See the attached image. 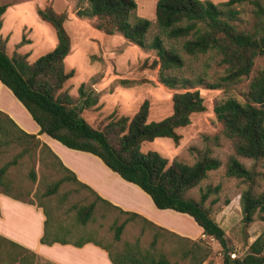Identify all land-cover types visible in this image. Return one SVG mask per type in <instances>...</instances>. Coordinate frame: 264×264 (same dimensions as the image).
<instances>
[{
  "label": "trees",
  "instance_id": "1",
  "mask_svg": "<svg viewBox=\"0 0 264 264\" xmlns=\"http://www.w3.org/2000/svg\"><path fill=\"white\" fill-rule=\"evenodd\" d=\"M76 1L85 3L83 9L77 10V15L94 18L95 29L109 35L118 33L129 43L143 49H152L156 59L152 60L150 66H157V79L168 88L191 87L188 79L172 73L183 65V59L177 52L176 45L167 43L169 41H178L181 51L189 56L208 51L219 56V63L224 66L223 74L216 81L204 83L211 89L238 82L249 74L256 56L264 58V0H225L218 4L210 0H156L154 22L158 33L149 40L146 39V33L151 23L135 14V0ZM242 3L252 6V24L249 30L237 28L231 22L238 18L236 6ZM5 8L6 4H0V27ZM36 14L52 27L56 44L29 63L25 60L26 54L8 56L4 51V43L0 41V82L29 113L38 125L39 132L68 148L96 155L110 170L145 192L155 207L172 209L190 216L201 228L203 235L218 243L222 264H264V234L253 239L244 255L230 257L222 228L203 205L210 193L209 188L200 190L197 199L186 195L188 190L206 176L207 171L219 167L220 161L217 158L202 155L191 164L177 160L168 163L155 150H140L142 142L152 141L157 137L177 142L179 135L176 128L187 125L192 113L204 110L203 99L198 90L186 88L172 93L171 113L159 120L147 121L148 103L143 100L131 117L119 116L108 120L102 129L93 128L85 121L81 112L96 106L97 92L83 82L78 84L75 97L63 88L65 81L73 75L72 69L66 71L63 68V58L70 49V40L62 25L65 16L63 13H56L49 6L37 8ZM118 82L123 84L127 81L119 79ZM245 96L244 102L227 97L217 101L212 107L215 119L221 125V133L229 140L232 148V154L224 161L223 173L227 177L248 183L239 194L243 225L252 222L255 215L264 221V190L255 191L253 187L257 176L264 181V170L258 172L238 159L244 157L252 161L264 160V69L257 71L249 80ZM5 123L12 124L9 117L0 112V134ZM37 144L38 141L34 143L35 146ZM43 153L48 157L44 159L46 164L61 173L45 189V195L53 193L62 182L73 183L93 195L92 201L75 207L80 223L89 219L99 201L126 215L123 221L112 227L114 241L119 239L127 220L138 219L157 228L138 214L122 211L98 197L89 187L79 182L44 144L39 148V154L44 155ZM18 156L13 155L12 159L0 165V188L5 184L6 166L14 163ZM29 176L32 180L35 179L33 170L29 171ZM27 201L32 203L30 199ZM43 212L45 221L39 242H69L58 235L62 226L49 228L44 208ZM155 237L156 233H153L148 248L141 247L137 240L124 242L119 248L90 238L74 241L73 244L80 246L84 242H93L105 250L111 264H175L162 255L151 253L149 247L154 245ZM208 253V249H202L201 256L195 259L192 255L188 264H200Z\"/></svg>",
  "mask_w": 264,
  "mask_h": 264
},
{
  "label": "rangeland",
  "instance_id": "2",
  "mask_svg": "<svg viewBox=\"0 0 264 264\" xmlns=\"http://www.w3.org/2000/svg\"><path fill=\"white\" fill-rule=\"evenodd\" d=\"M156 0H135V14L148 19L151 23L146 33L149 40L158 33L154 22V4ZM215 4L225 0H210ZM6 4L1 15L0 41L8 56L26 54L25 60L32 62L37 56L49 51L56 44L52 27L36 14L37 8L51 7L56 13H63L62 23L70 40L69 52L63 58L64 70H73V75L63 84L67 92L75 97L79 83L87 84L97 92L96 106L81 112L85 121L93 128L102 129L110 119L119 116L131 117L143 100H147V121L159 120L171 113V95L189 89H197L203 99L204 110L192 113L189 123L176 128L179 138L174 143L170 138L157 137L142 142L140 150H155L170 163L172 160L187 164L193 163L202 155L217 158L219 167L209 170L197 185L186 195L197 199L200 190H210L203 205L211 218L222 228L230 257H241L248 251L249 244L260 234H264V221L254 216L252 222L243 225L239 207V194L246 188L247 182L227 177L223 173V164L232 154L230 142L221 133V125L215 119L212 107L222 99L232 97L239 102L246 100L249 80L260 69H264V58L256 56L249 74L238 82L215 89L207 88L204 83L216 81L223 74L224 66L213 51L189 56L181 51L178 41H169L176 45L183 59V65L172 73L185 78L191 87L175 86L168 88L157 79V66H150L156 59L152 49H143L127 42L120 34H104L93 27L92 17L78 16L77 10L85 3L76 0H0ZM251 4L236 6L238 18L231 22L237 27L249 30L252 24ZM166 42V41H165ZM119 79L127 82L121 84ZM201 79V80H198ZM29 144V141H28ZM238 159L247 167L256 171L264 170V160L252 161L244 157ZM5 156L0 157V165L6 163ZM33 169L30 156L18 159L14 165L8 164L4 173L5 184L1 190L32 200L47 211V223L63 228L58 235L71 242L90 238L101 244L121 247L124 242L138 241L141 247L148 248L156 233L154 245L149 247L153 255H162L175 264H188L191 256L198 259L202 249H208V255L200 264H222V255L218 243L211 237L199 234L194 239L177 237L169 232L157 230L138 219L127 220L117 241L113 240L114 225L119 224L126 215L97 201L89 219L80 223L76 217L77 206L87 204L94 199L85 189L70 182H62L56 190L45 195L44 191L61 173L56 168L41 163L34 170L35 179L29 176ZM216 187V189H215ZM254 190H264V181L257 176ZM183 225L190 226L186 216L180 217ZM264 252V249H263ZM0 264H51L42 261L30 251L19 248L0 238Z\"/></svg>",
  "mask_w": 264,
  "mask_h": 264
},
{
  "label": "crops",
  "instance_id": "3",
  "mask_svg": "<svg viewBox=\"0 0 264 264\" xmlns=\"http://www.w3.org/2000/svg\"><path fill=\"white\" fill-rule=\"evenodd\" d=\"M0 112L7 115L12 122L5 123L0 134V157L5 156L6 160L7 157L12 159L13 155H19L11 165L16 164L20 158L30 156L33 161L32 170H38L39 165L45 162L44 159H48L46 153L39 154L40 145L44 144L79 182L111 205L122 211L136 213L154 224L157 230L175 236L194 239L201 233V228L190 216L172 209L155 207L145 192L110 170L96 155L68 148L45 133L39 132L38 125L29 113L1 82ZM36 141L37 146L34 145ZM28 198L32 197L13 195L0 190L2 240L28 250L42 261L51 264H111L105 250L90 241L80 246L74 245L71 241L40 243L45 214L42 206L35 202L29 203ZM182 216L188 218L190 226L182 224L180 220ZM52 226L49 228L52 229Z\"/></svg>",
  "mask_w": 264,
  "mask_h": 264
}]
</instances>
